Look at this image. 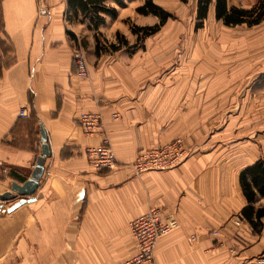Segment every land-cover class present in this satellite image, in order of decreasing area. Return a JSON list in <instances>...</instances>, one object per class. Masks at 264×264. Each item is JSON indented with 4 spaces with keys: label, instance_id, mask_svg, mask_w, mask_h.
<instances>
[{
    "label": "crops",
    "instance_id": "1",
    "mask_svg": "<svg viewBox=\"0 0 264 264\" xmlns=\"http://www.w3.org/2000/svg\"><path fill=\"white\" fill-rule=\"evenodd\" d=\"M110 3L116 15L92 29L67 19V0H0V194L30 177L40 127L50 148L33 201L8 211L21 196L0 200V264H123L137 252L129 224L150 208L178 221L156 242L157 264H264V215L251 224L242 212L264 207V196L249 203L239 179L264 160V148L219 126L227 68L211 65V56L226 41L220 37L217 53L189 35L179 51L170 18L142 35L134 26L160 24L136 11L144 0ZM208 12L214 17L213 4ZM78 42L85 78L72 60ZM22 107L27 117L18 115ZM91 112L102 117L116 169L96 171L84 154L104 136L77 124ZM177 137L192 150L181 165L134 174L139 153Z\"/></svg>",
    "mask_w": 264,
    "mask_h": 264
},
{
    "label": "rangeland",
    "instance_id": "2",
    "mask_svg": "<svg viewBox=\"0 0 264 264\" xmlns=\"http://www.w3.org/2000/svg\"><path fill=\"white\" fill-rule=\"evenodd\" d=\"M159 1L161 7L171 15L169 18L173 22V29L177 28L181 35L179 51L184 46L191 45L184 41V37L189 35L195 36V40H198L197 36L200 40L203 37L206 41L210 40V43L194 45H210L211 51L217 53L221 44L220 37L226 41V44H222L227 46L226 51H221V56L214 53L211 56V65L227 68L226 103L220 108V114L224 116L219 124L220 130H225L228 137L242 136L244 146L250 145V141L258 143L261 151L264 148V16L256 25L227 26L209 12L199 21L196 18V0ZM228 2L245 9L255 7L260 10L264 7V0ZM199 22L201 25L197 26ZM78 44L85 53V47L79 42ZM103 48L105 49V45Z\"/></svg>",
    "mask_w": 264,
    "mask_h": 264
},
{
    "label": "built area",
    "instance_id": "3",
    "mask_svg": "<svg viewBox=\"0 0 264 264\" xmlns=\"http://www.w3.org/2000/svg\"><path fill=\"white\" fill-rule=\"evenodd\" d=\"M72 60L76 69V75L80 78L87 77V60L82 47L78 44L72 50ZM20 117H27L26 107L19 110ZM112 117L116 119L117 114ZM77 124L86 135H104L98 144L88 145L84 148V154L89 164L96 170H113L119 166L115 154L105 135L103 120L98 112L81 113L76 119ZM191 148L183 137H177L162 145L148 148L139 153L130 164L134 174L151 170H168L181 165L191 154ZM235 225H240V220H234ZM178 225L174 215L163 216L158 208H150L146 212L134 218L130 224V232L136 241L137 252L123 264H157L154 258V249L158 239ZM214 235L216 231L212 232ZM194 236H192V239ZM256 264V263H249Z\"/></svg>",
    "mask_w": 264,
    "mask_h": 264
},
{
    "label": "trees",
    "instance_id": "4",
    "mask_svg": "<svg viewBox=\"0 0 264 264\" xmlns=\"http://www.w3.org/2000/svg\"><path fill=\"white\" fill-rule=\"evenodd\" d=\"M126 0H67V19L86 20L92 29H97L104 23V16H115L116 8L110 2L122 6ZM214 5V17L216 20H221L227 26L238 24H247L249 26L256 25L261 22L264 16V7L260 10L255 7L242 8L230 5L228 0H196V18L202 21L208 12L210 5ZM140 14H153L158 16L160 24L153 26L139 27L134 26L133 30L140 32L142 35H150L156 32L166 19L171 15L161 6L155 4L153 0H144V3L136 8ZM200 22L197 26H200ZM97 39V36H96ZM112 46V44H111ZM102 50L99 42L96 41V53ZM240 184L244 197L249 203L256 200L258 195L264 196V160L259 159L250 166L245 167L239 175ZM243 215L246 220L254 224L253 215L259 219L264 215V207L254 211L251 204L243 209Z\"/></svg>",
    "mask_w": 264,
    "mask_h": 264
},
{
    "label": "water",
    "instance_id": "5",
    "mask_svg": "<svg viewBox=\"0 0 264 264\" xmlns=\"http://www.w3.org/2000/svg\"><path fill=\"white\" fill-rule=\"evenodd\" d=\"M40 136H41V146H40V154L37 156L34 168L31 172V175L28 179H26L22 183H18L13 181L10 183V191L4 192L0 194V200H12L16 197V195L21 196L9 209L8 211H12L16 207H19L25 202L33 201V196H31L36 188L38 187V182L42 176L44 170V162L47 157L50 156V148L48 143L46 142V133L45 130L40 127Z\"/></svg>",
    "mask_w": 264,
    "mask_h": 264
}]
</instances>
